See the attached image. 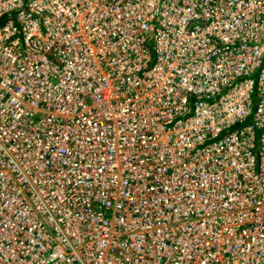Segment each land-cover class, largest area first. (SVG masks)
<instances>
[{"label": "built area", "instance_id": "2783aa9c", "mask_svg": "<svg viewBox=\"0 0 264 264\" xmlns=\"http://www.w3.org/2000/svg\"><path fill=\"white\" fill-rule=\"evenodd\" d=\"M0 264H264V0H0Z\"/></svg>", "mask_w": 264, "mask_h": 264}, {"label": "bare ground", "instance_id": "6f19581e", "mask_svg": "<svg viewBox=\"0 0 264 264\" xmlns=\"http://www.w3.org/2000/svg\"><path fill=\"white\" fill-rule=\"evenodd\" d=\"M211 260H214V257H212Z\"/></svg>", "mask_w": 264, "mask_h": 264}]
</instances>
